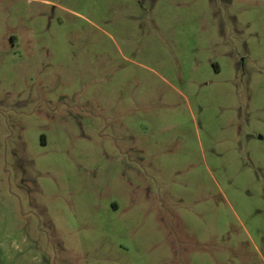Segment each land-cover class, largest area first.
Instances as JSON below:
<instances>
[{"label":"rangeland","instance_id":"1","mask_svg":"<svg viewBox=\"0 0 264 264\" xmlns=\"http://www.w3.org/2000/svg\"><path fill=\"white\" fill-rule=\"evenodd\" d=\"M0 264H264V0H0Z\"/></svg>","mask_w":264,"mask_h":264}]
</instances>
